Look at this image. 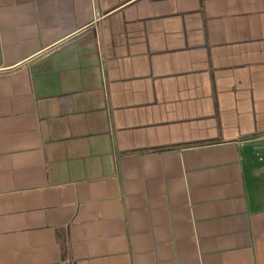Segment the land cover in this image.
<instances>
[{
  "label": "crops",
  "instance_id": "crops-1",
  "mask_svg": "<svg viewBox=\"0 0 264 264\" xmlns=\"http://www.w3.org/2000/svg\"><path fill=\"white\" fill-rule=\"evenodd\" d=\"M0 264H264V0H0Z\"/></svg>",
  "mask_w": 264,
  "mask_h": 264
}]
</instances>
